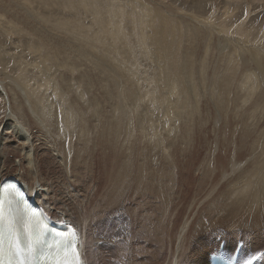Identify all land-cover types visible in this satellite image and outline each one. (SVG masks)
<instances>
[{
	"label": "bare ground",
	"instance_id": "1",
	"mask_svg": "<svg viewBox=\"0 0 264 264\" xmlns=\"http://www.w3.org/2000/svg\"><path fill=\"white\" fill-rule=\"evenodd\" d=\"M61 1L64 3V11L67 10L70 14L73 12L74 14L80 13L79 11H81L84 12L85 15H90V17L93 19V24L95 25L94 28L96 39H86L82 33L83 30L86 31V28L81 24L80 20H76L74 18H69V21L65 20V27L63 25L51 27L45 23L41 24L39 21L37 23L41 24L38 26L39 28H42L43 25V28H48L50 31L45 29V33L43 31L35 30V32H37L36 34H39L41 38L38 39L37 37H31L32 43L34 44L32 51L37 53V50H41L38 55L41 57V59H43V64L50 63V69H60L61 72L70 74L75 73V76L77 70L74 67H76L75 65H78L80 69L85 71L88 69L89 72H92L93 76H88L85 80L81 76H76L75 80L78 86L84 88L83 90L84 94L86 95L85 98L87 99V102H74L73 99L70 98V93L65 92V94L61 92L63 97L58 95V97H61L62 102H58V100L57 102H42L44 100L41 99L42 92L40 93L41 90L39 91V89V94H37L38 91H35L36 93L34 92V94L32 92L33 89L31 91H25L19 86V89L17 88L19 91L15 90L16 87L14 88L15 91L9 90L10 88L8 89V86L6 87V74H3V78L5 77V79H0V100L3 101V104L1 103V105L5 106V115L4 119L2 120L3 123L0 126V149L1 143L3 141L6 142L11 137L12 140H10V142H13L15 149L18 151L21 158H15L19 159L18 171L16 170L17 174L14 176L15 178H7V175H5L3 172L6 171L2 166L3 161L0 162V187L3 183L8 181H15L18 183V186H20V188L26 192L27 201L30 202L31 200H34L35 206H39L42 209L46 215V222L54 223L53 225H65L67 227L66 230H62L67 232V234L61 235L64 243L68 241L73 233L76 234L78 241L77 244L74 245L75 264H103V257L98 251V248L95 246V243L99 242L100 240L96 242V239H98L100 236V232L106 228L107 223L110 224L111 227L116 224L113 223L114 219L110 217H107L105 221L102 222V216H105L109 212L111 214L112 211L117 210L118 208L120 209V207L123 205L126 206L128 202L134 203V208L131 207L132 209H129L127 208L128 206H126L127 209L124 208V210L126 209L127 213L125 212L123 217L121 213H119L120 210H117L119 211V218L117 219L116 217L118 215H116L115 220H121V218H123V220L127 221H122V223H124L126 226L129 222V234L132 237L140 235L143 236V238L131 240L127 239V241L124 240V244L126 246L131 245L132 247L130 249H141L143 251L142 254L139 252H134V255H142V259H147L148 256L145 254L146 247L143 246H147L149 248L150 242L148 240L150 238L154 244L158 245V250L153 253L150 264H159L160 259H158L156 255L161 253L168 243L169 247L172 248V255L169 254L170 256L166 260V264H180L184 259H186L187 254L191 251V245L188 244V240L191 238L192 234L189 233L190 235L185 237L190 225V219L188 218L190 214L188 216L186 215L187 217L181 224V227L178 229L177 233L171 232L174 226H177L175 225L174 221H171L172 215L175 216L178 213L179 208L183 206L181 205V202H185V199L189 198L190 193L193 191H190V189H192L194 185L199 182L198 180V182H196L197 178L195 176V169L197 166L200 168V170L202 168L205 170L206 175L209 177L211 183L215 182L218 172L215 169L209 170L208 159L213 155L217 156L220 154L216 159V164L221 175V181L217 182L216 184H212L213 186L211 185L209 188L211 194H215L218 191L221 182H225L232 174L239 172V170H241L243 167L248 166V168L243 174L239 176V178L242 179L241 183L233 185L229 190H227V192H219V194H223V197L227 199L228 202H225L227 204L223 205L218 198L212 202V205L219 209L225 206L235 208L234 211L237 214H240L241 210L243 212L241 213L243 214V217L240 216L241 220H239V223L243 224L241 227L254 232L259 238L264 239V143L262 144L260 137H257L256 132L253 130L254 126H251V128L248 124L243 123V129H240V133L236 138L234 136L229 137L227 133L221 138L218 146H214L217 148L215 149L213 145L212 147L208 145L211 142L210 140L208 143V141L206 142L203 139L204 135L202 131L205 130L203 127L204 121L202 122L200 117H193L191 111L188 110L187 107L189 106L190 101L187 102L186 100V102H183L182 100V97H186L185 95H188L191 92L189 91L188 93L186 91V94L183 96L185 89L189 86L192 87L195 85L194 79H196V75L194 74L197 73L198 79L200 78V80L204 81L205 77L207 76L206 73L209 69V59H211L213 55H217L220 57V68L218 71L216 70V75L213 79H211L212 82L209 84L210 86H208V83H206L207 81H204L203 90L207 88V93L211 89L214 90L216 93L215 97L217 98L216 101L223 111L227 108V106L230 105V103L231 105H234L239 102H228L229 96L233 92L235 79L236 77L238 79L237 75H241L239 70L243 67H240L241 65L239 64V66L236 65V63L231 65L227 62L229 56L236 57V54L239 53L236 50L230 49L229 46H226L231 43V35L229 37L226 35L228 34L229 29L227 31L225 30L226 34H224V30H220V28L216 27L213 24L214 22L211 23L210 20H204L202 17L191 14L190 12L186 13L180 8H167V6L160 5L156 0H149L147 2H145L146 0H126L128 3L127 5H130L133 8L129 10H133L131 12L132 14L130 13V15L133 17L131 22H133L135 28L134 30L137 31L136 29L139 27L138 31L140 35L139 37L137 35L138 40L141 43H145L146 51L150 53L152 59L151 61L155 63V67L153 69L155 74L153 75L154 78H152V80L156 82L157 87H155L159 90L158 96L156 95L157 100L160 97L162 98L164 95H162V82L160 83L158 80V76L161 75V79H163V77H168V80L164 78L166 81L165 83H170V86H168L171 87L172 89H170L176 93H174V95H176L178 99V102L151 103L152 105H156L157 108H159L158 110L163 117L166 116L168 118L165 119L167 121L166 123H168V126L166 129L162 130L160 123H158V121L156 122L158 119L155 116V121L151 118V114H153L152 106H150L148 102H136L137 99H141L139 94L143 92L139 93L138 89L140 88L137 89L135 87L137 85H135L134 82H132L128 77V75L134 73L131 71L130 67L127 68L123 64L120 65V63H118V58H116L119 56V52L117 54V51H120V46H122L120 44L122 42L128 43L127 41H129L131 38L130 31L129 34L127 33L128 26L123 25L124 22L126 23L124 17H127L125 16V12L128 11V7H126L124 0ZM176 1L182 2L181 5H185V7L190 8L192 11H195L194 8L196 7L199 11L204 9V0ZM244 1L245 0L237 1L236 4L240 5V3ZM22 5L23 4H21V6ZM124 7H126V10ZM126 14L128 15V13ZM199 14H201V12H199ZM84 20L86 21V19ZM130 27L131 26L129 25V28ZM32 30V32H34V29ZM52 33H54V35L60 33L61 36H52ZM233 39V41L239 43L234 37ZM105 40L115 42V52L112 51L107 44H105ZM245 42L243 44H245ZM207 43H214L215 48L207 49V46H209ZM128 44H131V42ZM218 44H221L219 45L220 47ZM245 45L247 46L248 44ZM249 46L250 47H247L243 53H241L242 56H244L243 58H253L254 66L257 68V72L258 70L260 72L264 71V50H262L258 44ZM61 48L66 50L69 54L64 53L63 50L59 52L58 49ZM126 52L123 51L125 54ZM70 55L73 57H71L70 60H67ZM129 56L130 55L127 57ZM59 57L66 62H70L69 65L72 67H62L59 63ZM103 58H107L108 60L109 58H116L118 61L117 66L120 65L122 69L113 65L115 63V59L113 60L114 63H110V60L104 61ZM197 59L201 61L199 66L197 64ZM245 60L247 59L245 58ZM79 61L80 65L78 64ZM160 61L163 63L162 66L159 64ZM251 63H249L248 66H250ZM41 66L42 65H39V69L44 67ZM127 66L132 67L131 64ZM159 67H161L160 70ZM68 69H70V71H68ZM225 72H229L235 77L233 76V78L230 79L228 77L222 76ZM244 74H246V72ZM243 75L242 77L244 78L245 75ZM97 76H102L103 79L105 78L110 82L102 95V97L105 98L107 102H99V96H96V94L93 93L95 89L89 90L87 88L89 87L88 81H90L92 86H94L95 83H98ZM137 77L139 76L137 75ZM52 78L53 77L50 79ZM226 78H228V80L225 81ZM169 79L170 82H168ZM247 79L248 78H246V80ZM152 80L150 82H152ZM200 80L198 82L199 84ZM70 81V79L64 77V75H61V82L63 83L61 84L64 85L65 89L70 87ZM244 81L242 80L243 83ZM9 82L12 84V80ZM13 83L15 85H19L17 84L18 81L17 83L16 81ZM59 83L60 82H58V85ZM255 83L251 84L255 85ZM7 85L10 86V84ZM246 86H248V84ZM150 87H152V85ZM200 87H202V85H200ZM243 87L244 86H242V88ZM248 87L250 88V86ZM248 87H246L247 90ZM258 89L256 88V91ZM252 90L254 91V88ZM146 91L147 89L143 94L144 96L141 94L143 98H148L146 97L148 91ZM204 92H206V90H204ZM212 93L210 95H212ZM256 93L258 94V92ZM147 96L151 95L149 94ZM192 96H195V94ZM61 99L59 100L61 101ZM124 100L128 102H123ZM181 100L182 102H180ZM241 101L242 99L240 102ZM251 102H253V100ZM168 109L171 110L170 112L174 111V113H176L177 110H179V112L183 111L182 113L177 112L175 115L173 113V115L171 114L172 117L175 116V120L177 119L176 123L174 122V119L170 117L171 115L169 116L167 112ZM258 112H256V114ZM231 113L233 112L231 111ZM238 115H240V117L242 116V114ZM259 115L257 114L256 116L258 117ZM242 119L244 118H239V120ZM255 119L257 118L255 117ZM251 120H253V118H250V121ZM26 121H31L33 127H38L37 136H34L35 134L33 135L30 127L25 125ZM230 121H232V119ZM224 122L227 121L225 120ZM196 123L200 129L195 137L193 128ZM215 124L216 125L214 126L218 127L219 123L215 122ZM239 124H236V127H240L238 126ZM254 124L255 123H253V125ZM231 125H234V123L232 122ZM192 135L195 137V139L192 140L193 143H191V139L193 138ZM214 136H216V134ZM36 138L39 142H41L39 151L35 150V148H37L35 144L38 142L35 140ZM232 139H234L233 142ZM260 144L263 147L260 146ZM202 147L205 148L207 155L201 160L202 155H200L199 151ZM192 150L194 151L193 155L191 154ZM189 151H191V153H189ZM108 153H111V155L108 157V161L110 163L108 168L110 173V181L104 191L106 192V195L102 197L97 192L99 182L95 178V171L93 168L94 166H92V161H88V159L84 157H96L99 160L107 163ZM229 160H231V163L228 162ZM53 163L58 165L59 168L60 166L62 167L63 174H61L66 183H68L67 179L69 176L74 178L75 181L81 180L85 182L87 186L86 195H80L76 188L72 187L71 185L64 186L65 182L63 183L62 181H58V179L56 183L51 182L52 184L50 183L47 186L42 185L43 183L41 181L45 180H41L40 178V176L45 173L43 172V164H51V166H53ZM228 167H230L229 169H231L232 174L229 173L230 170L227 172ZM22 170H25L26 173H24ZM45 175L47 174L45 173ZM26 177H30L33 184L27 183L24 179ZM202 183H205V179L202 180ZM179 185H183L182 191L181 189L178 190ZM84 186L85 184H83L82 188H84ZM183 191L185 193H183ZM18 194L19 192L11 193L10 196L13 197ZM149 196L154 197V200L153 198L152 200L148 199ZM179 197L181 200H179ZM88 198H90L89 201ZM12 200L16 201L14 197L8 201H5V203L2 205V209L4 211L0 212V216L6 215L7 217L6 220H3L2 222L3 225L0 230V243H2V241L5 243V241L8 239L12 241L13 237L16 236L19 238L22 247L25 248L26 236H24V230L22 229L24 226H26L27 229H29L27 234L29 233V236L31 237L29 240L32 244H36V241L38 240L37 225L32 224L29 221H24L26 216L24 215L23 211H16L13 213ZM27 201L26 203L28 205L29 203ZM153 201L159 202L153 204ZM57 204H61L64 209L59 208L60 206L57 207ZM195 206L198 205H196V203L191 200L189 206L190 211ZM205 211L207 210H204V212ZM180 214H178V217ZM228 214L230 213L228 212ZM41 219H44L42 215L39 218H36V220L39 222L43 221ZM9 221H12L11 225H9ZM94 223L98 224L92 226ZM42 225L46 226L45 223ZM53 225L49 226L51 227ZM196 233L197 232L194 234ZM222 235L226 236L225 238H227V241L231 242L230 239H228L230 238L228 233H223ZM55 236L59 235L55 234ZM53 237L54 235H51V238ZM122 237L125 238V235ZM136 240L137 242H135ZM133 241L135 246H133ZM52 243L53 242L48 240V245ZM116 243L111 241L106 242L107 246L122 247V245H120L118 242ZM181 245H183V249H181ZM235 250L236 248L233 249V253ZM119 251H121V249H119ZM76 254H78V257ZM211 254L212 253L208 255V260ZM259 254L261 255L259 261L262 260V264H264V250L262 254ZM149 259H151L150 256ZM193 259L198 261L197 255L196 257H193ZM35 264H40L39 260ZM132 264L139 263L136 262ZM255 264H259V262Z\"/></svg>",
	"mask_w": 264,
	"mask_h": 264
},
{
	"label": "rangeland",
	"instance_id": "2",
	"mask_svg": "<svg viewBox=\"0 0 264 264\" xmlns=\"http://www.w3.org/2000/svg\"><path fill=\"white\" fill-rule=\"evenodd\" d=\"M147 1H149V0H146L145 2H147ZM156 1L160 5L167 6V8H169V7L170 8H180L181 10H183L186 13L190 12L191 14L198 15V16L202 17L204 20H207V21L210 20V22L211 23L214 22L213 24L216 27L220 28V30L223 29L224 34H226V31L229 29L230 31L228 30V34H226V35H228V37L231 35L230 36L231 43L229 45H226V46H229L230 49H233V50H236L237 52H239L236 54V57L229 56L227 59V62L231 65L236 63V65H238V64L241 65L240 67L243 66L242 69L239 70L241 75L240 76L237 75L238 79L236 77L233 92H232V94H230L229 99H228V102L239 101V102H237L238 104L236 103L237 105L236 104L231 105V103H230V105L227 106V108L224 109V111H223L216 101L217 98L215 97L216 93L214 92V90L211 89L213 93L211 92V90L210 91L208 90L209 92L207 93V88L204 89V90H206V92H204V90H203L204 81H207L206 83H208V86H210L209 84L212 82L211 79L214 78V76L216 75V72L220 68V66H219L220 57L217 55H213L211 57V59H209V69L206 73L207 76L205 77L204 81L200 80V78L198 79V75H197V73H195L194 75H196L195 76L196 79H194V83L196 86L193 85L194 87L193 86L187 87L189 90L187 88L185 89L183 96L186 94V91L188 93H189V91H191V92L189 94L187 93L188 95H185L186 97H182L183 102L184 101L186 102V100H187V102L190 101L189 106L187 107L188 110L191 111V114L193 115V117H195V118L200 117L202 119V120L201 119L200 120L202 122L204 121L203 127L205 128V130L202 131V133L204 135L203 139L206 142L208 141V143L210 140L211 142L208 145H210L211 147H212V145H213V147L215 145L218 146V143L220 142L221 138L224 137L227 133H228L229 137L234 136L236 138L240 133V129L241 128L243 129V127H242L243 123H245V124H248L250 127L251 126L255 127V128L253 127V130L256 132L257 137L258 136L260 137V139L262 140L261 143L263 144L264 143L263 142L264 141V138H263V136H264V90L263 89H264V87H262V86H264V82H263L264 81V71L260 72L258 70V72H257V68L254 66V59L245 57L247 59V60H245V58H243L244 56H242L241 53H243V51L247 47H250L249 45H254V44H258V46L262 50H264V1L263 0H245L244 2L240 3V5H237L236 2L240 1V0H234L235 2L233 0H204V2H203V8L204 9H202L201 11H199L197 9V7L194 8L195 11H192L190 8L185 7V5H183V4L181 5L182 2L176 1V0H156ZM124 2H125L126 7H128L127 8L128 11L125 12V16H127V17H124L126 23L124 22L123 25L128 26V28L126 27L127 33L129 34V31L131 33L130 34L131 38L129 41H127L128 43L131 42V44L124 43V42H122L120 44V45H122V46H120L121 49H120V51H117V54L119 52V54H118L119 56L116 57V58H118L119 62L117 61L116 58H113V59L109 58L110 61L107 58H103V59H104V61H109L110 63L115 62L116 64L115 63L113 64L115 66H117L118 63H120V65L123 64L127 68L130 67L131 71L134 74L128 75V77L132 82H134L135 85H137V86H135L137 89L140 88V89H138L139 93L143 92V93H141L143 95L145 90L147 89L148 92L147 91L146 92L148 94L147 93L146 94L151 95V96L146 95V97H148V98H145V97L143 98L144 95L142 96L141 94H139L141 99H137L136 102L137 101L138 102L139 101L140 102H148V104L150 106H152V108H153L152 109L153 114H151L152 115L151 118L154 121L157 118L158 120H156V122L158 121V123H160V125L162 127V130H164L168 126V123H166L167 121L165 120L168 118L166 116H164L165 117L164 118L162 116V114L159 112V110H158L159 108H157L156 105H152L151 103H153V102H178V99H177V96L174 95L175 92L173 90H171L172 89L171 87H169L170 83L169 84L165 83L166 82L165 79L168 80V77L167 78L163 77V79H161L162 78V75H161V76H158V80L160 81V83L162 82V84H161V86L163 88L162 95L163 94L164 95L162 98L160 97L157 100L159 90L156 88L157 87L156 82L154 80H152V78H154L153 75L155 74V72L153 71V69L155 67V63L151 61L152 60L151 55L148 51H146L145 43H141L138 40V37L140 35L139 31H138L139 27L136 29L137 31L134 30L135 28H134L133 22H131L133 20V17H132V15H130V13L133 10L132 11L129 10V9H133V8L130 5L129 6L127 5L128 3L126 0H124ZM21 4H23V5L21 6ZM63 5H64V3L61 0H0V79L3 80V79H5V77L9 78V76H10L11 79L6 78L7 84H10V86L6 84V87L8 86L7 88L8 89L10 88L9 90H11V91L18 90L19 89L18 86H19L22 89H24L25 91H31L33 89L32 92L34 93L35 91L37 92L39 89V91L41 90L40 93L42 92L41 93L42 94L41 99L44 100L42 102H57V100H58V102H62L61 97H58V95L59 96L61 95V92L62 93H64V92L70 93V98L73 99L74 102H87V99L85 98L86 95L84 94V90H83L84 88L78 86L77 83L75 82V80H76V76H81L85 80V79H87L86 77L93 76L92 72H89L88 69L86 71L83 69H80V67L78 65H75L76 67H74L77 70L75 76H74L75 73L70 74V73L61 72L60 69H54V68L50 69V67H49V66H51L50 63L49 64L44 63L45 64L44 65L42 63L43 59H41V57L38 55V53L41 52V50H39V51L37 50V53H34L32 51V48L34 47L33 46L34 44L32 43V38L33 37H35V38L37 37L38 39L41 38V36L39 34H36L37 32H35V30L43 31L45 33H46V31H44L45 29H47V31H50V29L48 30V28H43L44 27L43 25H42V28L41 27L39 28L38 26L41 25L42 23H45L46 25L51 26V27L52 26H59V25H63L65 27L66 26L65 20L69 21V18L70 19L74 18L76 20H80L81 24L84 25V27L86 28L87 32L85 30L82 31V33L86 39H88V40H95L96 39L95 28H94L95 25L93 24V19L90 17V15L89 14L85 15L84 12H81V11H79L80 13L74 14V12H73L70 14L69 11L66 10L68 12V14H67V12L64 11V9H63V7H64ZM125 5H123V6H125ZM126 7H124L125 10H126ZM228 10H230V11H228ZM199 12H201V14H199ZM126 13H128L129 16ZM126 18H127V20H126ZM84 19H86V21ZM89 19H91V20H89ZM128 19L130 20V22ZM39 21L41 22V24L40 23L37 24ZM84 22H85V24H84ZM224 22H225V24H224ZM129 25L132 27V29H131V27L129 28ZM32 29H34L35 33L32 32L33 31ZM130 29L132 30V32ZM51 35L52 36H57V35L61 36L60 33H57L55 35H54V33H52ZM134 35L136 37L138 35V37L136 38ZM247 36L250 38H248ZM233 37L235 39H237L239 43L233 41L234 40ZM132 39L135 41H133ZM104 42H106L105 44H107L111 48L112 51H114V52L116 51L115 42H112L110 40H105ZM244 42H245V44H248V45L246 46L245 44H243ZM207 44L209 45V46H207V49L208 48H215L214 43L213 44L207 43ZM241 44H243V45H241ZM56 45H58V44H56ZM219 45H221V44H218V46ZM239 45H241V46H239ZM232 46H233V48H232ZM29 47H31V48H29ZM131 49H132V51H131ZM58 50H59V52H61V50H63L64 53L69 54L66 50H64L62 48L58 49ZM121 50H123L124 52L127 51L126 54L123 53V51H121ZM121 53L123 54V56ZM128 55H130L129 57H131V58L127 57ZM131 55H133V56H131ZM241 56H242V58H241ZM71 57H73V56L70 55L69 58H67V60L68 59L70 60ZM132 57L133 58L135 57V58L133 59ZM58 59H59L60 65L62 67H65V66L72 67L69 65L70 62H66L65 60L61 59L60 57ZM114 59H115V61L113 62ZM140 60H141V62H140ZM82 62H84V61H82ZM239 62H241V63H239ZM251 62H253V63H251ZM200 63H201V61H199L197 59L198 66L200 65ZM249 63H251L250 66H248ZM78 64L80 65V61ZM126 64L127 65L131 64L133 68L131 66H127ZM159 64L161 66L163 65V63L161 61ZM39 65H42L44 67L42 69H39ZM120 65H118L117 67L122 69V67H120ZM253 66L256 68V70ZM141 67H143V68H141ZM249 67H250V69H249ZM160 68L161 67H159V70H160ZM54 70H55V73H54ZM144 70H146V71H144ZM242 70H245V71H242ZM68 71H70V69H68ZM4 72H6V73H4ZM245 72H246V74H244ZM250 72H251V74H250ZM3 74H6L4 78H3ZM145 74H146V76L147 75H149V76L146 77ZM61 75H64V77L71 80L69 82L70 87L68 89L66 88L67 90L64 88V85H62L63 83L61 82ZM137 75L139 77H137ZM242 75L244 76V78L242 77ZM222 76L228 77L231 79V78H233L234 75L230 74L229 72H225ZM51 77H53L54 79L53 78L50 79ZM136 77H137V79H136ZM141 77H143V78H141ZM207 77H209V78H207ZM210 77H212V78H210ZM149 78H151V79H149ZM228 78H226L225 81L228 80ZM246 78H248V79L246 80ZM138 79L140 80V82ZM10 80H12L13 85L9 82ZM51 80H52V83H51ZM151 80H152V82H150ZM199 80H200V84L198 83ZM242 80L243 81L245 80L247 83L245 81L243 83ZM15 81H16V83L18 81L17 84H19V85H15L13 83ZM57 81L60 82L59 85H58ZM145 81L146 82L148 81L147 82L148 85L146 84ZM256 81L260 82V83H257ZM261 81H262V83H261ZM97 82L98 83H95L94 86H92L90 84V81H88L89 87H87V88L89 90L95 89L93 93L96 94V96H99V99H98L99 102H107L105 100V98L102 97V95L105 92L107 85L110 84V82L105 78L103 79L102 76H97ZM168 82H170V79ZM197 83H198V86H197ZM241 83H243V84H241ZM251 83L252 84L255 83V85H252ZM153 84H154V86H153ZM165 84H166V86H165ZM247 84H248V86H250V88L248 86H246ZM149 85L150 86L152 85V87H150ZM200 85H202V87H200ZM167 86H168V88H167ZM242 86H244V87L242 88ZM246 87H248V90ZM255 87L257 89L259 87L260 88L256 91ZM14 88H15V90H14ZM253 88H254V91L252 90ZM52 89H53V92H52ZM54 89H55V92H54ZM39 91L37 92V94H39ZM68 91H70V92H68ZM172 91H173V93H172ZM245 92H247V93H245ZM256 92H258V94ZM43 93H45V94H43ZM191 93H193V94H191ZM211 93H212V95H210ZM167 94H168V97H167ZM194 94H195V96H192ZM198 95H199V98H198ZM43 96H44V98H43ZM236 96H237V98H236ZM253 96H255V97H253ZM57 97L59 99H61V101ZM74 97H76V98H74ZM149 97H152V98H149ZM238 98L240 100L242 99V101L244 103L242 101L240 102V100ZM252 98H254V99H252ZM82 100H84V101H82ZM141 100H144V101H141ZM154 100H156V101H154ZM182 100L180 102H182ZM252 100H253V102H251ZM2 102L3 101L0 100V106H1L0 107L1 108L0 109V126L3 123L2 120L4 119V115H5V106L3 105L4 106L3 107L1 105ZM123 102H128V101L124 100ZM191 104H193V105H191ZM233 108H235V109H233ZM176 110H175V112H176ZM258 110H259V112H258ZM170 111L171 110H169V109L167 110L169 116L172 113L175 115L177 112L178 113L183 112V111L179 112V110H177L176 113H174V111H172V112H170ZM231 111L233 113H231ZM253 112H254V114H253ZM256 112H258L257 113L258 115L260 114L258 117L256 116L257 115ZM160 114H161V116H160ZM238 114H242L243 117L242 116L240 117V115H238ZM1 115H3V116H1ZM172 115L170 117H172ZM248 116H250V117H248ZM161 117H162V119L163 118L164 119L162 120ZM174 117L175 116H173L172 118L174 119V122L176 123L177 119L175 120ZM233 117H235V118H233ZM255 117L257 119H255ZM239 118L240 119L244 118V119L239 120ZM250 118H253V120L250 121ZM262 118H263V120H262ZM208 119H209V121H208ZM231 119H232V121H230ZM159 120H160V122H159ZM225 120L227 122H224ZM205 121H207V122H205ZM215 122L219 123L218 127L214 126V125H216ZM232 122L234 123V125H231ZM253 123H255V124L253 125ZM236 124H239L238 126H240V127H236ZM25 125L27 127H30V130L32 131L33 135L35 134L34 136H37V134H38L37 133L38 132L37 126L33 127L31 121H26ZM256 125H258V126H256ZM234 126H235V128H234ZM237 128H238V130H237ZM199 129L200 128L197 126V123H196V125L193 128V133H194L195 137L198 134L197 132H199ZM215 134H216V136H214ZM194 136L191 139V143H193L192 140L195 139ZM215 138H216V140H215ZM234 139H232V142L234 141ZM10 140H12L11 137L6 142L3 141L1 143L0 162L3 161L2 166L4 167V170H6L3 172L5 173V175H7V178L8 177L9 178H15L14 176L17 174V171H18V162H19L18 160L21 158V156L18 153V151H16L15 145L13 144V142H10ZM35 140L38 141L37 138ZM216 141H217V143H216ZM193 145H195V144H193ZM35 146L37 147V148H35V150L39 151V149L41 147V142H39V141L36 142ZM260 146H262V145L260 144ZM263 146H264V144H263ZM202 148H200V151H199L200 155H202V157L200 156L201 160H202V158L204 159L207 155L205 148L204 147H202ZM215 149H217V148H215ZM89 153H90V151H89ZM189 153H191V151H189ZM193 153H194V151L192 150L191 154L193 155ZM17 154H19V155H17ZM109 155H111V153H108V155H107V163L99 160L96 157H89V156L84 157V158H87L88 161H92V166H94L93 168L95 171V178L99 182V187L97 188V192L102 197H104L106 195V192H104V191H105V188L110 181L109 180L110 173L108 171V168L110 165V163L108 161ZM219 155H217V156L213 155V156H211V158L208 159L209 170L215 169L218 172L215 182L211 183L209 177L206 175L205 170L203 168L200 170V168H198V166L196 165L197 170L195 169V176L197 178L196 182L199 181L197 183L198 185L196 184V185H194V187L192 189H190V191H192V190L193 191H192V193H190L189 198L185 199V202H181V205H183V206L179 208L178 213L175 216L172 215L171 221H174L175 225H177V226H174V228L172 229L171 232H173V233H177L178 229L181 227V224L185 221L186 217L189 214H190L189 216H191V217L188 216V218L190 219V225H189V228H188L186 235H185V237H186L187 235L192 234L191 238L188 240L189 241L188 244L191 245V251L187 254L186 259H184L180 264H208V255L210 253H214L215 251H218L219 249L224 248V250L231 255L233 253V249L237 248V247H241L240 262H247V261L253 260L255 263L259 262V264H262L263 261L262 260L259 261L260 256H261L259 253H261V254L263 253L264 239L259 238L257 236V234H255L254 232L249 231L248 229L241 227V225L243 226V224L239 223L240 222L239 220H241V217H243V214H241L243 212L240 210V214H237L234 211L235 208L225 206L228 209H226L225 207L219 209L217 207L215 208L212 205V202L218 198L220 199V201L222 202L223 205L227 204V203H225V202H228L227 199L223 197V194H219V192L220 191L227 192V190H229L230 187H232L233 185L241 183L242 179L239 178V176L241 174H243L246 171V169L248 168V166L243 167L241 170H239V172L232 174L231 169H229L230 167H228L227 172L230 170L229 173L232 175L225 182H221V185L215 194H213V193L211 194L210 189H209L211 187V185L216 184L217 182L221 181V177H220L221 175H220V172H219L217 164H216V159ZM17 157L19 159H15ZM6 159H7V161H6ZM228 162L231 163V160H229ZM202 170H203V172H202ZM22 171L24 173H26L25 170H22ZM43 172H45L48 175L47 176V175H45V173H43V175H45L46 177L43 175L42 176L44 178L42 176H40L41 180L45 179L44 181H41L43 183V184L42 183L41 184L44 186L45 185L47 186L51 182L56 183L57 179H58V181H62L63 183L65 182V180L62 176L63 171H62L61 166L59 168V166L54 164V163H53V166H51V164H43ZM202 173H203V176H202ZM201 177H203V178H201ZM24 179L26 180L27 183L33 184L32 179L30 177H26ZM203 179H205V183H202ZM67 180H68V183L65 182L64 186L71 185L72 187L76 188L77 192L80 195H83V196L86 195L87 186H86L85 182L81 181L80 179H79L80 181H75V179L71 178L70 176L68 177ZM28 181H30V182H28ZM82 183L85 184L84 188H82V186H83ZM180 189L182 191L183 185H179L178 190H180ZM185 190H186V188H185ZM207 191H208V193H207ZM183 193H185V192L183 191ZM203 194H205V195H203ZM193 195H194V197H193ZM195 195H196L197 199L195 198ZM179 196H181V195H179ZM205 196H206V198H205ZM152 198L154 200V197H152V196H149L148 199L152 200ZM89 199L90 198H88V201H89ZM179 200H181L180 197H179ZM191 200L194 201L196 203V205H198V206H195L196 208L194 207L190 211L189 206H190ZM223 200H225V201H223ZM158 202L159 201H155V202L153 201V204H156ZM130 203L131 202H128V204H126V206H128L127 208H129V209L134 208L133 207L134 203H131V204ZM124 206L125 205L121 206L120 209L119 208L117 209V210H120V212L117 210H114L111 212V214H110V212L107 213L110 215L106 214L105 216L104 215L102 216V219H103L102 222L105 221V219L107 217H110V218L114 219L113 223L116 224L113 227H111L110 224L107 223L106 228H104L100 232V234H99L100 236L98 237V239H96V242L98 240H100L99 242L95 243V246H96V248H98V251L101 253V255L103 257L102 263L103 264H132V263L137 262L139 264L140 263L141 264H150L152 257H153V253L158 250V245L154 244V242L152 240H150V238L148 240L150 242L149 248L147 246H143V247H146V253L145 254L148 256L147 259H142L143 258L142 255H134V252H139L140 254H142L143 251L141 249H138V250L137 249H130L132 247L131 245L126 246L124 244V240L127 241V239L131 240V239L143 238V236H140V235H138L136 237H132L129 234V229H130V227L128 226L129 222L127 223V226H126L124 223H122V221L127 222V221L123 220V218H121V220H115L116 215H118L116 218L117 219L119 218L118 212L121 213L122 217H123V214L125 212L127 213V210H126L127 208H126V206L125 207ZM57 207L64 209L61 206V204H57ZM124 208H126V209L124 210ZM204 210H207V211L204 212ZM225 210H227L230 214H228V212ZM53 213H56V212H53ZM114 213H115V215H114ZM170 213H172V212H170ZM178 214H180V216H179L180 218L178 217ZM98 223H94L92 226L97 225ZM235 223H236V225H235ZM237 223H239V224H237ZM123 228H125V229H123ZM126 228H128V229H126ZM195 232H197V233L194 234ZM223 233H228V235L230 236V238H228V239H230L231 242L227 241V238H225L226 236L222 235ZM118 234H120V235H118ZM124 235H125V238L122 237ZM195 235H197V236H195ZM119 237H120V239H119ZM253 237H255V238H253ZM107 241H111V242H115V243L118 242L120 245H122L123 248L121 246H107V244H106ZM135 242H137V240ZM226 242H227V244H226ZM133 246H135L134 241H133ZM118 248L121 249V251H119ZM171 249L172 248H170L169 244L167 243L166 247L161 252L162 254L159 253L156 255V257L158 259H160L159 264H166V260L168 259V257L170 255H172ZM181 249H183V245H181ZM196 255H197L199 263L197 260L193 259V257H196ZM149 256L151 257V259H149ZM142 261H145V262H142Z\"/></svg>",
	"mask_w": 264,
	"mask_h": 264
},
{
	"label": "snow or ice",
	"instance_id": "3",
	"mask_svg": "<svg viewBox=\"0 0 264 264\" xmlns=\"http://www.w3.org/2000/svg\"><path fill=\"white\" fill-rule=\"evenodd\" d=\"M11 223H12V221H9V225H11ZM29 250H31V249H29ZM12 251L16 255H21L22 254V250H21V248L19 247L18 244H14L13 245ZM76 255L78 257V254H76ZM58 264H72V261H70L68 259H64L63 261L58 262Z\"/></svg>",
	"mask_w": 264,
	"mask_h": 264
},
{
	"label": "water",
	"instance_id": "4",
	"mask_svg": "<svg viewBox=\"0 0 264 264\" xmlns=\"http://www.w3.org/2000/svg\"><path fill=\"white\" fill-rule=\"evenodd\" d=\"M4 185V184H3ZM9 186V185H8ZM8 188L5 187L4 190H3V193L7 190ZM10 196V195H9ZM0 204H1V196H0Z\"/></svg>",
	"mask_w": 264,
	"mask_h": 264
}]
</instances>
